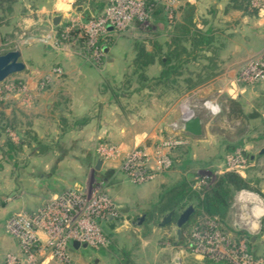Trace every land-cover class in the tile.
Wrapping results in <instances>:
<instances>
[{
  "label": "rangeland",
  "instance_id": "374dc122",
  "mask_svg": "<svg viewBox=\"0 0 264 264\" xmlns=\"http://www.w3.org/2000/svg\"><path fill=\"white\" fill-rule=\"evenodd\" d=\"M83 1L85 2V0H74L67 8L58 4L61 0H14L11 3L4 1L0 5V53L18 50L25 65L24 72L0 84V125L6 126L5 131L0 127V198L10 202L11 193L15 190L25 197L33 196L36 192L47 193L52 190V185L53 189L58 191L49 193L46 197L48 199L55 194L78 191L86 184L95 181L114 207L115 216L107 215L101 223L108 242L105 247L72 248L65 263L51 258L48 249H41L36 253L37 264H117L123 249L130 253V264H206L205 259L211 258L194 252L188 246L189 228L182 232V239L180 238L174 245L176 242L174 221L159 226L160 218L169 211L158 216L156 222L146 221L149 207L156 202L163 188L172 185L181 177L175 167L171 168L172 163L168 169L159 173L154 171L155 165L162 156L168 157L170 162L172 158L178 159V157L181 161H185L188 156L194 166L187 165L186 172L195 173L200 178L198 182L202 183L199 186L193 184V190L200 191L209 187L218 175L225 172L226 155L230 153L227 147L231 148L240 141L241 144L234 146L232 152L241 150L248 157L256 155L258 148L254 142L264 134L262 122L264 94L244 100L238 98L235 93L229 94L223 84L212 86L207 84L180 95L178 88L170 95L159 96L152 91V83L148 81L141 92H129L126 98H118L117 102L110 99L111 101L105 103L112 114L115 106L118 112L116 115L108 114L109 133L99 137L98 134L84 132L82 127L77 128V124L86 119L84 117L71 118V120L68 118V122L72 124L57 129L52 126L54 121L52 116L56 117L58 114L54 115L52 112L58 113L61 109L50 104L51 100L56 98V101H62L63 97L68 96L64 109L69 110L73 89L79 86V92H83L87 87L86 80L96 81V78L100 77L97 73L98 77H96L93 71L87 72L86 67L82 65H91L99 71L98 73L104 74L108 79L107 83H111L112 77L120 67L119 86L115 85V87L128 93L137 89L139 85L137 76L132 74L133 70L130 66L134 55V44L138 43L150 51L155 41L163 42L170 34L167 25L159 26L149 22L148 26H134L117 33H110L106 36L108 37L106 44H103L101 41L103 38H95V22L89 23L96 17L86 19L76 10V6H82ZM177 8L178 5L173 11ZM55 15L67 18V22L63 24L60 21L53 26L52 17ZM234 38L237 37L233 36L230 40ZM104 48L109 49L108 58L105 57ZM248 58L243 59L237 68L232 70L236 73L238 83L236 89L245 90L244 95H247L251 88L264 89V86L262 87L264 80L244 83L239 78L244 62ZM156 69V66L149 67L146 75L154 77ZM127 78H130L129 86L125 87L123 84H126ZM107 87L105 93L108 95L111 85L107 84ZM216 91H219L218 94H215ZM233 96L234 100L241 102L245 113L257 111L260 118L249 121L244 129L242 123L227 119L224 115L228 107L226 101ZM164 109H169L167 120L157 119L158 115L162 117ZM36 110L43 116L34 117ZM184 116L201 118L204 128L198 138L180 136L181 131L177 126ZM27 118L31 121L30 128H34L32 131H37L34 134L45 150L40 153L37 150L31 152L29 147L23 146L13 159H9L6 139L9 137L13 143L21 140L18 133L26 127ZM12 123L15 124L14 129H10ZM163 123L170 124L164 128ZM157 125L161 130L165 129L157 135L159 137L157 143L135 144L144 154L141 162L139 161L142 168L154 169V177L134 182L129 172L123 168L122 159L136 147L132 144L134 134L138 131H146V139H148V134L152 133L151 129L156 128ZM167 137L171 140L180 139L183 143L170 150L164 148L156 150L159 141ZM69 139L74 145L69 143ZM100 146H107L106 161L100 156ZM84 148L89 149L95 161L101 162L98 170L95 169L94 163L87 171L80 164L86 151ZM260 162L263 170L254 171L259 182L250 184L255 190H241L234 194L223 218L224 228L221 227L226 239L245 237L247 242L250 237H256L257 241L262 239V245L257 248L246 244L247 252L255 258L264 256V232H261L260 226L252 228L245 225L242 217L244 219L249 208L253 206L246 202L249 198L246 194L258 198L264 208V160ZM254 164L252 162L251 167ZM25 173L27 177L30 174L31 179L25 178ZM40 175L47 181L39 183ZM159 177L161 178L158 179ZM245 205L248 208L244 207ZM178 212L175 211L173 214L174 220ZM141 216L144 218L138 223L137 218ZM238 232H242V235L237 236ZM108 234L113 241L114 250L109 248ZM5 238L11 237L6 233L5 228L0 227V264H6L5 256L8 254L22 260L15 241L11 238L16 249L12 250L9 247V239L5 240ZM187 249L191 251L188 252Z\"/></svg>",
  "mask_w": 264,
  "mask_h": 264
},
{
  "label": "built area",
  "instance_id": "2783aa9c",
  "mask_svg": "<svg viewBox=\"0 0 264 264\" xmlns=\"http://www.w3.org/2000/svg\"><path fill=\"white\" fill-rule=\"evenodd\" d=\"M104 1L105 6L101 13L89 22H95V38L99 39L134 26H148L151 10L146 6L147 2L162 6L167 12V19L171 20L175 6L184 0ZM249 5L264 15V0H250ZM239 78L244 83L264 80V50L244 62ZM191 117L194 116L182 117L177 128L180 130L182 123ZM182 143L180 139L163 138L159 141L156 150L163 148L170 150ZM106 148L107 146L99 148L100 156L104 161L108 158ZM143 157V152L140 151L139 146H136L122 159L123 168L129 172L134 182L151 179L154 177V171L159 173L170 167V159L162 156L156 163L155 170L142 168L140 160ZM226 165L225 171H231L243 177L246 170L252 166V161H248L241 150H236L226 155ZM195 184L202 185L200 182ZM246 195L249 197L246 202L253 206L249 208L246 217L244 219L242 217V220L245 225L256 228L264 215V208L258 198L256 199L252 194ZM115 213L114 207L95 181L75 192L55 194L33 211H13L5 221L4 228L15 241L22 260L8 254L5 256V263L37 264L36 253L41 249H48L51 258L65 263L72 251L73 242L92 249L103 248L108 242L101 223L107 215L114 217ZM187 240L188 246L194 252L202 253L204 257L215 261H226L227 264H264V256L255 258L247 252V238L226 239L215 217L202 216L197 224L189 228ZM219 246L222 248L218 249Z\"/></svg>",
  "mask_w": 264,
  "mask_h": 264
},
{
  "label": "trees",
  "instance_id": "16d2710c",
  "mask_svg": "<svg viewBox=\"0 0 264 264\" xmlns=\"http://www.w3.org/2000/svg\"><path fill=\"white\" fill-rule=\"evenodd\" d=\"M4 1L11 3L14 0H0V5ZM249 1L230 0V3L233 8L241 10L244 13L256 14L257 10L250 7ZM104 6V0H91L87 10L83 12V16L86 19L97 17ZM146 6L151 10L150 22L153 25H167L170 28V34L163 42L159 43L155 41L150 51L138 43L134 44V55L130 66L133 70L132 74L137 76L138 81H136L139 85H137V89L128 91V93L115 86L111 87L109 89L110 98L115 100V102H117V98L128 97L129 92H141V90L145 89L144 87L148 81L152 83V91L158 93L159 96L170 95L172 91L178 88V94L180 95L207 82L217 73V55L215 51L217 41L212 35L211 30L202 32L197 27V24L193 21L195 17V8L193 6L186 4L176 9L180 12V22L174 20L176 10L172 12L173 18L168 20L167 12L162 6L153 2H147ZM107 38L104 37L101 40L103 44H106ZM152 66H157L158 71L154 77H148L146 75L147 70ZM129 79H126V84H123V86H129ZM226 102L228 107L224 114L225 117L230 121L242 123L243 129L246 128L249 121L260 118V114L257 111L245 113L240 101L227 99ZM262 122L264 123V120ZM0 127L5 131L6 126L0 125ZM14 127L15 124L12 123L10 129H14ZM18 134L21 140L16 143H13L9 137L6 139L5 145L8 149L9 159H13L17 151H21L23 146L29 147V151L31 152L37 150L40 153L45 150L38 142L36 135H33L30 130H25ZM180 136L183 138L187 137V135L182 133H180ZM261 139H264V134L258 137V140ZM240 144V141H238L232 146ZM233 147H227L230 153L233 151ZM245 157L248 161H252L255 164L246 170L244 178L234 172L225 171L218 175L209 187L203 188L200 191H195L192 188L193 184L197 183L200 178L193 172H186L185 169L187 165L189 167L194 166L189 157L187 156L185 161H181L179 157L178 159L172 158L171 168L175 167L180 172L181 177L172 185L163 188L156 202L149 207L145 217L146 221L156 222L158 216H161L163 213L171 210L179 211L190 202H194L196 210L190 216L186 225L182 227L181 234L185 229L197 224L202 216L217 218L220 226L224 228L223 218L229 209L234 194L241 190H255L250 187L251 183L257 184L259 182L254 171L263 170L260 167V161L264 160V154L255 155L253 159H250L247 155ZM2 200L0 198V205H3ZM260 228L261 232H264V218L261 220ZM237 234V236H241L242 232H238ZM108 237L109 248L114 250L113 241L110 240L109 234ZM130 240L133 241L132 238ZM248 240L247 244L249 247L255 248L257 246L255 242H250V239ZM187 251L191 250L187 249ZM119 256L120 260L117 264H130V253L128 250L123 249ZM205 263L224 264L226 262L205 259Z\"/></svg>",
  "mask_w": 264,
  "mask_h": 264
},
{
  "label": "crops",
  "instance_id": "0c3cea01",
  "mask_svg": "<svg viewBox=\"0 0 264 264\" xmlns=\"http://www.w3.org/2000/svg\"><path fill=\"white\" fill-rule=\"evenodd\" d=\"M90 1L91 0H85V2L83 1L84 3L82 6H76V10L78 9L77 12L79 14H83V12L87 10ZM73 2L74 0H61V2L58 4L64 5L67 8V6L72 5ZM186 4L191 5L195 8V17L193 18V21L197 24V27L201 29L202 32L206 30H211L212 35L217 41L215 47V51L217 55V60H216L217 73L207 82L199 85L198 87H202L207 84L211 86L223 84L229 94L235 93L238 98L240 99L243 98L244 100L246 98L252 99L253 96L256 97L259 95H263L264 89L262 88L261 89L251 88L250 91L247 93V95H244V93L246 92L245 90L241 91L236 89L238 83L236 81V73L233 72L234 71L233 69H236L238 64L243 59L258 54L264 50V15L258 12L256 14H247L242 12L241 10H237L233 8L232 4L230 3V0H184L178 5V7ZM174 20L176 22H180V12L177 10L175 12ZM66 22H63V24H65ZM233 36H236L237 38L236 39L234 38V40H230ZM103 52L105 54V57L108 58L109 49L104 48ZM106 65L107 62L105 66ZM82 67H86L87 72L93 71L96 77H98L97 74L98 75L100 74V77L96 78V81L95 80L91 82H89L88 80L85 81L88 90L86 87L85 90L83 89V92L82 91L79 92L78 90L79 86L73 89L74 92L70 96L71 99L69 100V103L70 104L72 103L71 109L69 110L64 109L66 108L64 103L65 101H67L68 96L63 97L62 101L61 100L56 101V98L51 100L50 104H53L55 107L58 106V108L61 109V111L58 110V113L52 112V114L54 113V115L58 114L56 115V117L52 116V118L54 119L52 126L56 127L57 129H61L62 127L65 128L67 124L68 126L72 124L71 122H68L69 121L68 118L71 120V118L84 117V119L85 118L86 119L83 120L82 122H79L77 124L78 125L77 128L82 127L84 132L88 131L91 134H98L99 137H101V135L110 132L109 131L110 128L107 127V122L109 119L108 114L111 112L108 110V108H106L105 103L111 101L112 99L110 98L111 97L110 92L108 95L107 93H105L107 91V84L109 86L111 85V87H114L115 85L119 86L118 83L120 81L119 75H121V70L120 67H118L116 74L114 75V77H112L110 81L111 83H107L108 79L104 76V74L98 73L99 71H97L91 65H86V66L82 65ZM156 68L157 69L155 71V75L158 71L157 66ZM263 86L264 84L262 85V87ZM196 91L197 90H195V92ZM218 92L219 91H216L215 94H218ZM120 98H124V97H120ZM229 99L234 100V96L229 97ZM116 108L117 107L115 106V110L114 109L112 110L113 111V114L111 113L112 115L118 114ZM168 111L169 109L168 110L164 109L162 113L163 118L160 117L161 115H158L157 119H166V115ZM42 116H43L42 113L40 114V112L38 111L34 113V117L36 118H40ZM25 123L27 125L21 130V132H24L25 130H30L32 134L35 135L37 131H34L35 132L34 134V132L32 131L34 128L33 127L30 128L31 127L30 119L27 118ZM74 123L76 122L74 121ZM169 124L166 125V123H163L164 128L165 126L168 127ZM164 130L165 129L161 130V128L157 125L156 128L151 129L152 133L150 132L148 134L149 136L148 139H146L147 138L146 137L147 134L145 133L146 131H138L137 134H134L132 136V144L136 146L135 144H137V142L146 145L150 143L152 144L157 143V141L159 140V137H157V135L159 134V132ZM69 143H71L70 139H69ZM71 145H74V143H71ZM254 145L258 148L256 155H260L258 154V152L261 148L264 147V139L255 141ZM82 150L83 149H81V151ZM84 150L86 151L83 154L82 157L83 159L80 164L82 165L84 170L87 171V169H89V167L93 163L96 164V161L92 157V154L89 151V149L84 148ZM253 157L254 156H250V159H253ZM24 177L25 178L27 177L26 173L24 174ZM27 178L31 179L30 174L28 175ZM160 178L161 177H159L158 179ZM38 179H39V183H43L47 181L46 178L44 179L41 175L38 177ZM51 187L52 190L47 193L35 191L36 192L35 195L30 197L19 195L18 191L15 190L13 193H11L13 196L11 195L12 199L10 202L5 201V199H3L2 200L3 205H0V227L2 229L4 228L5 221L13 211L16 210L33 211L38 207H40L44 202V200L46 199V197H48L49 193L51 192L56 193L58 191L57 189L54 190L52 185ZM5 197L6 195L4 196V198ZM262 218H264V215L260 218L258 226H260ZM8 239L9 238H5V240ZM249 239L250 242H255V244L257 245V246L255 245L256 246L255 248L259 247V245H262L263 243L262 239L260 241H257L256 237H250ZM8 243H10L9 244L10 249L12 250L15 249L14 242L12 241L11 238L8 240Z\"/></svg>",
  "mask_w": 264,
  "mask_h": 264
},
{
  "label": "water",
  "instance_id": "95a60500",
  "mask_svg": "<svg viewBox=\"0 0 264 264\" xmlns=\"http://www.w3.org/2000/svg\"><path fill=\"white\" fill-rule=\"evenodd\" d=\"M78 10V9H77ZM60 21L66 22L67 18L62 17L61 15H55L52 18V25L56 26ZM25 70V65L21 59V53L18 50H10L3 54H0V84L6 81L8 78L20 74ZM181 133L187 135L191 138H198L203 131V123L198 116H194L186 119L180 129ZM258 154H264V147L261 148ZM101 162L96 161L95 169L98 170ZM195 211V204L190 202L183 209L178 212L177 217L174 220L175 224V236L176 245L181 238V229L188 222L190 216ZM175 213V210H171L164 214L160 218L159 226L167 225L172 222V216ZM144 216L137 218V222L140 223L143 220ZM78 243L73 242L72 248L76 249L78 247ZM85 248V245H83ZM72 250V249H71Z\"/></svg>",
  "mask_w": 264,
  "mask_h": 264
},
{
  "label": "flooded vegetation",
  "instance_id": "af4514ba",
  "mask_svg": "<svg viewBox=\"0 0 264 264\" xmlns=\"http://www.w3.org/2000/svg\"><path fill=\"white\" fill-rule=\"evenodd\" d=\"M172 221H174V216H172Z\"/></svg>",
  "mask_w": 264,
  "mask_h": 264
}]
</instances>
